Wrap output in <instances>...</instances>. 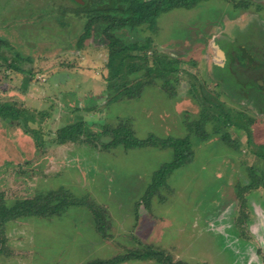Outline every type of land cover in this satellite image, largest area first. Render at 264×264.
Returning <instances> with one entry per match:
<instances>
[{"label": "rangeland", "instance_id": "374dc122", "mask_svg": "<svg viewBox=\"0 0 264 264\" xmlns=\"http://www.w3.org/2000/svg\"><path fill=\"white\" fill-rule=\"evenodd\" d=\"M240 1L249 9H234ZM73 6L0 0V103L36 115L27 126L0 118V204L60 190L81 202L5 223L0 264H90L147 249L174 264H264V190L247 189L250 169H264V96L252 85L263 76L264 0H207L160 16L136 36L152 39L148 54L179 61L178 74H152L139 98L113 103L106 42L96 30L77 49L84 21ZM233 69L243 90L224 74ZM124 123L139 140L189 139L191 162L148 194L172 153L106 148L102 133ZM72 126L79 141L59 145Z\"/></svg>", "mask_w": 264, "mask_h": 264}, {"label": "trees", "instance_id": "16d2710c", "mask_svg": "<svg viewBox=\"0 0 264 264\" xmlns=\"http://www.w3.org/2000/svg\"><path fill=\"white\" fill-rule=\"evenodd\" d=\"M73 7L68 9V13L84 21L83 33L78 37L77 49H80L83 42L98 30L108 49V62L106 68L112 72L110 79H107L109 86L107 90H114V95L109 103L118 102L123 99H137L140 97L142 89L153 80L152 74L158 78H164L169 75H176L179 72V61L169 60L166 57L151 53L152 39L145 37L139 40L136 36L143 29L152 30L156 26L158 18L174 10H192L200 3L207 0H82V4L70 0ZM229 2V0H223ZM250 2L240 1L234 4V9H249ZM7 43L0 39V60H3L1 51L7 47ZM5 62V60H3ZM12 69L19 71L17 67ZM142 72L141 75L139 73ZM125 77L124 83L118 82V77ZM36 115L15 108L7 103H0V118L4 121H10L12 124L34 123ZM229 117V116H227ZM226 117V118H227ZM128 124L124 123L117 128L103 135L109 134L111 141L106 148L123 146L125 149L159 148L168 149L172 153V159L169 163L163 164L155 173L152 184L148 190L153 193L164 185L165 179L176 170L189 164L192 159V151L189 139H159L155 136H149L147 139H136L130 131ZM239 127V126H238ZM247 130L246 128H244ZM83 135L76 126L69 127L60 131L58 144L77 143L80 136ZM88 137V135H85ZM37 140V137H36ZM256 154L258 158L264 161V148H258ZM250 183L248 190H264V169H250ZM69 194L64 190L56 193H50L46 196H37L22 201H16L12 207L5 208L0 204V228L7 222L19 218H51L58 216L68 207H78L76 200L69 199ZM96 220L100 219L97 213H93ZM247 217L242 214L239 223H243ZM101 228L102 223L96 222ZM155 261L158 264H174L169 259L163 257L162 253L147 249L145 251H134L130 254L115 258L111 261H96L90 264H122L130 261Z\"/></svg>", "mask_w": 264, "mask_h": 264}, {"label": "crops", "instance_id": "0c3cea01", "mask_svg": "<svg viewBox=\"0 0 264 264\" xmlns=\"http://www.w3.org/2000/svg\"><path fill=\"white\" fill-rule=\"evenodd\" d=\"M240 51V54L242 55V54H244V51L243 50H241V49H239ZM263 54H264V48H263ZM248 55V54H247ZM250 57H252V55H248V59H249V63L251 62V58ZM253 59V58H252ZM252 64V63H251ZM246 66H247V64H246ZM245 66V67H246ZM244 67V66H243ZM244 67V68H245ZM260 68V67H259ZM224 74H226V78H228V80H230L231 82H233L234 83V85L236 84L238 87H239V89L240 90H243L244 88H245V85H243V84H238V83H236V81H235V79H234V75H235V71H234V69H233V71H231L230 73L228 72V71H225V73ZM252 85H256L255 83L254 84H252ZM259 85H260V83H257V85L255 86V87H257V88H259ZM255 89V88H254ZM263 94V93H262ZM263 96H264V94H263Z\"/></svg>", "mask_w": 264, "mask_h": 264}, {"label": "flooded vegetation", "instance_id": "af4514ba", "mask_svg": "<svg viewBox=\"0 0 264 264\" xmlns=\"http://www.w3.org/2000/svg\"><path fill=\"white\" fill-rule=\"evenodd\" d=\"M70 1V0H69ZM74 1H76V0H74ZM81 2H82V0H80ZM70 2H72V1H70ZM77 3H79L78 1H76ZM80 4H82V3H80ZM262 65H261V67L258 69L261 73H262V81L260 82V85H259V88H257V87H255L256 85H257V82L255 83L256 85L254 86L253 85V88H255V89H257V91L259 90L261 93H263L264 94V62L263 63H261ZM250 65V64H249ZM254 66H256L254 63H253V65L252 66H248L247 67V69L246 70H251V71H254L255 69L254 68H252V67H254ZM233 71V70H232ZM229 73L231 72V70H229L228 71ZM259 83V82H258Z\"/></svg>", "mask_w": 264, "mask_h": 264}, {"label": "water", "instance_id": "95a60500", "mask_svg": "<svg viewBox=\"0 0 264 264\" xmlns=\"http://www.w3.org/2000/svg\"><path fill=\"white\" fill-rule=\"evenodd\" d=\"M76 1H78L79 3H82L80 0H76Z\"/></svg>", "mask_w": 264, "mask_h": 264}]
</instances>
